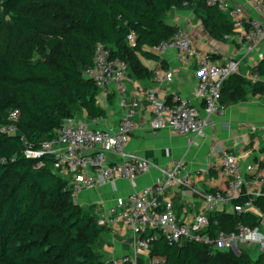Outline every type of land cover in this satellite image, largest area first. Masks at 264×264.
I'll return each instance as SVG.
<instances>
[{
    "label": "trees",
    "instance_id": "16d2710c",
    "mask_svg": "<svg viewBox=\"0 0 264 264\" xmlns=\"http://www.w3.org/2000/svg\"><path fill=\"white\" fill-rule=\"evenodd\" d=\"M184 1L0 0L6 16L0 23V126L11 122L12 110L20 111L16 133L0 129V264H107L96 250L106 226L75 200L50 155L31 156L26 149L37 148L67 117L107 115L98 102L101 88L84 76L98 43L127 61L129 76L151 75L139 54L157 55L150 48L178 28L165 15L185 7ZM193 5L214 37L232 32L227 13L206 0ZM131 31L135 46L127 42ZM255 69L264 76V57ZM249 91L264 94V81L233 73L223 82L221 101L245 100ZM249 200L258 212L211 211L207 232L235 231L239 222L257 225L264 186L258 195L243 193L234 203ZM142 235L149 236V255L165 258V264H264V253L252 258L245 245L238 254L233 249L211 252L202 241L170 243L156 228Z\"/></svg>",
    "mask_w": 264,
    "mask_h": 264
},
{
    "label": "built area",
    "instance_id": "2783aa9c",
    "mask_svg": "<svg viewBox=\"0 0 264 264\" xmlns=\"http://www.w3.org/2000/svg\"><path fill=\"white\" fill-rule=\"evenodd\" d=\"M195 0H185V7ZM255 14L246 19L239 17L241 8L233 6L228 0H206L208 5H215L227 13L233 21L231 33L224 38L235 37L246 52H258L264 57V0H248ZM234 34V35H233ZM130 46L136 44V34L131 31L127 35ZM151 50L162 55L168 50H174L176 59L180 62L196 57L197 86L195 96L203 104L204 114L189 97L174 93L169 98H161L154 90L145 93L146 104L152 114L153 128H170L176 133L186 135L189 144L197 145L205 137V129L212 117L225 114L226 105L221 101L223 82L231 74L240 72L239 58L226 60L214 59L207 52H199L186 28L178 26L175 32L166 40L152 46ZM84 76L94 80L103 90L116 89L118 95L126 98V82L130 80L129 65L125 59L113 55L103 43H98L93 58V65L84 71ZM154 76L162 82H170L174 78V70L158 69ZM260 75L253 70L250 79L257 80ZM140 107L138 100H132L121 115L115 127L91 126L70 116L63 120L55 133L40 141L37 148H27L31 156L48 154L53 158L54 170L67 181L72 196L78 201L84 190L93 189L117 179L135 181L137 176L144 174L154 166L145 156L128 151L131 132L134 128L135 115ZM19 109L9 113L11 122L0 126L1 130L16 133V121L19 119ZM256 127L253 126V129ZM255 167L252 163L243 166L241 157L233 152H225L221 158V172L227 179L224 190H203L194 186L187 166L183 159H173L171 164L156 165L161 177L152 184L143 186L106 207L98 217V222L105 226L121 225L131 231L136 238L139 249L149 253V236L142 234L148 229H159L170 243H182L185 240H195L209 243L210 251L224 249L238 250L242 245L257 246L264 253V210L259 213L258 224L250 226L239 222L235 231H219L211 236L207 229L210 224L208 213L224 207L230 202L232 211L241 212L246 206L252 205L251 200L245 205L234 203L243 193L251 194L253 178L245 171ZM206 172V168L200 169ZM264 185V177H259ZM189 186L201 197V208L191 219L182 220L173 207L172 197L168 190L176 187ZM122 264L132 261L129 255L121 257ZM107 264H118L107 261ZM165 258L150 256L149 264H165Z\"/></svg>",
    "mask_w": 264,
    "mask_h": 264
},
{
    "label": "crops",
    "instance_id": "0c3cea01",
    "mask_svg": "<svg viewBox=\"0 0 264 264\" xmlns=\"http://www.w3.org/2000/svg\"><path fill=\"white\" fill-rule=\"evenodd\" d=\"M228 1L233 6L241 8L239 15L241 19L255 14L248 0ZM201 15L202 11L196 9L195 5L173 8L166 13L165 21L170 25L186 28L199 52L211 53L217 60L239 58L240 73L248 80L255 81L250 79V74L256 70L255 65L261 59L258 52H246L235 37L231 39L214 37L204 25ZM261 48L264 50V43ZM139 58L152 74L142 77L130 75V80L126 82L127 95L124 100L114 88L101 89L100 93L104 94L108 103L104 106L107 115L90 118L86 113H81L75 116L91 126L115 127L129 103L138 100L140 107L135 115L128 151L147 157L154 166L150 171L137 176L133 182L117 179L84 190L77 202L99 217L106 207L160 178L161 173L156 165L171 164L176 158L184 160L194 186L207 191L224 190L227 179L221 172V158L225 152H233L240 156L243 166L249 163L255 165L245 173L254 180L250 193L258 195L264 186L259 180L260 176L264 177V94L249 91L247 99L225 104V114L221 117H212L205 129V137L199 140V144L192 145L189 144L186 135L176 133L167 127L151 126L152 114L146 104L145 93L154 90L158 96L165 99L174 93L189 97L204 114L203 104L195 96L196 57L180 62L176 59L175 51L168 50L162 55L157 54L153 57L139 54ZM168 68L174 70L172 81L162 82L155 78L156 70ZM257 80L264 81V76H260ZM253 126L256 128L253 129ZM202 168H206L207 171H200ZM166 193L172 197L174 211L182 220L191 219L192 215L201 208V197L189 186H178ZM227 205L232 206L228 202L221 209H228ZM245 208L253 210L252 205ZM96 250L106 261L122 264L121 257L129 255L132 261L128 264H149L148 251L139 249L131 231L121 225L106 226L98 239Z\"/></svg>",
    "mask_w": 264,
    "mask_h": 264
},
{
    "label": "rangeland",
    "instance_id": "374dc122",
    "mask_svg": "<svg viewBox=\"0 0 264 264\" xmlns=\"http://www.w3.org/2000/svg\"><path fill=\"white\" fill-rule=\"evenodd\" d=\"M3 19H6V16L4 15L3 13V10L0 9V23L2 22ZM98 102L104 107L106 106L108 103H107V99L105 98L104 94H101L99 93L98 95ZM228 206V205H227ZM228 209H231L232 210V206H228ZM253 210L254 211H259L256 207L253 206ZM242 248V247H241ZM244 249L247 250V252L249 253V255L252 257V258H255L256 256H258L259 254V249L257 248V246H250V247H244ZM234 250V249H233ZM235 251V250H234Z\"/></svg>",
    "mask_w": 264,
    "mask_h": 264
},
{
    "label": "water",
    "instance_id": "95a60500",
    "mask_svg": "<svg viewBox=\"0 0 264 264\" xmlns=\"http://www.w3.org/2000/svg\"><path fill=\"white\" fill-rule=\"evenodd\" d=\"M234 250L237 254L239 253V250L236 247H234Z\"/></svg>",
    "mask_w": 264,
    "mask_h": 264
}]
</instances>
